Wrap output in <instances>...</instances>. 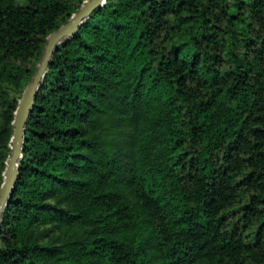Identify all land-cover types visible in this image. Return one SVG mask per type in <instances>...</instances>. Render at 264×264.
Segmentation results:
<instances>
[{
    "label": "trees",
    "instance_id": "1",
    "mask_svg": "<svg viewBox=\"0 0 264 264\" xmlns=\"http://www.w3.org/2000/svg\"><path fill=\"white\" fill-rule=\"evenodd\" d=\"M85 0H0V187L48 36ZM0 264H264V0H106L56 48Z\"/></svg>",
    "mask_w": 264,
    "mask_h": 264
},
{
    "label": "water",
    "instance_id": "2",
    "mask_svg": "<svg viewBox=\"0 0 264 264\" xmlns=\"http://www.w3.org/2000/svg\"><path fill=\"white\" fill-rule=\"evenodd\" d=\"M105 2L106 0H85L80 9L72 15L67 23L48 36L45 51L38 64L37 71L20 99L19 106L15 112L12 153L6 161L7 166L4 171V181L0 187V223L20 175L19 162L23 156L22 150L26 122L34 107L38 90L49 70L54 52L65 38L74 35L79 30L81 23Z\"/></svg>",
    "mask_w": 264,
    "mask_h": 264
}]
</instances>
